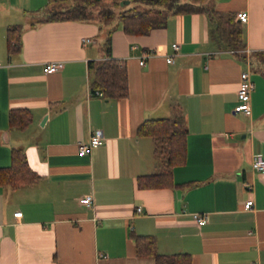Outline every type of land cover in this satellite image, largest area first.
Here are the masks:
<instances>
[{
  "label": "crops",
  "instance_id": "0c3cea01",
  "mask_svg": "<svg viewBox=\"0 0 264 264\" xmlns=\"http://www.w3.org/2000/svg\"><path fill=\"white\" fill-rule=\"evenodd\" d=\"M195 2L234 14L239 41L205 11L159 6L164 24L140 35L98 13L47 20L57 7L49 0H0V166L21 147L39 175L0 185V264H157L136 253L133 233L155 236L160 253L190 254L191 264H264V174L252 165L254 154L264 156V0ZM243 10L247 22L238 17ZM16 23L21 48L9 52L7 27ZM110 29L111 55L128 69L126 97L91 90L89 65L108 57ZM48 60L64 66L47 73ZM244 69L254 81L251 114L234 111ZM174 106L188 128L186 161L174 166L173 185L139 187L140 175L161 170L162 156L138 126L172 116ZM13 108L30 109L26 127L10 124ZM97 128L103 143L80 154L78 144ZM86 194L90 205L80 201ZM194 212L207 222L199 225Z\"/></svg>",
  "mask_w": 264,
  "mask_h": 264
},
{
  "label": "trees",
  "instance_id": "16d2710c",
  "mask_svg": "<svg viewBox=\"0 0 264 264\" xmlns=\"http://www.w3.org/2000/svg\"><path fill=\"white\" fill-rule=\"evenodd\" d=\"M51 3H62L68 0H49ZM103 0H74L67 7H54L48 11L47 20L84 19L98 13L104 23L118 20L123 30L129 34H147L152 28L165 22L166 12L160 10L163 6L172 13H192L205 11L218 21L227 22L230 38L239 41L241 29L234 22V14L221 13L209 9L195 0H130L145 3L147 8L136 6L119 8L120 0H114V6H103ZM128 3V4H130ZM97 7V8H96ZM159 7V8H158ZM22 24H10L7 27V49L15 52L21 48ZM234 37V38H233ZM112 29L108 30L104 47L108 57L98 62H90L91 90L101 91L108 98H120L129 95V75L124 60L111 55ZM232 41V42H233ZM236 43V42H234ZM239 44V43H237ZM242 46L241 44L239 45ZM172 116L161 118H146L138 126L139 136H150L155 140V150L162 156L161 170L156 173L142 174L138 177V185L142 188L165 187L174 184L173 168L183 164L187 155L188 128L183 111L174 106ZM32 114L28 108H13L9 113V121L13 126L26 127ZM39 175L28 163L26 152L21 147H13L11 163L0 166V185L17 187L34 182ZM190 183V182H189ZM138 255H153L157 264H191V256L186 252L163 254L157 250L156 238L153 235L133 233Z\"/></svg>",
  "mask_w": 264,
  "mask_h": 264
},
{
  "label": "built area",
  "instance_id": "2783aa9c",
  "mask_svg": "<svg viewBox=\"0 0 264 264\" xmlns=\"http://www.w3.org/2000/svg\"><path fill=\"white\" fill-rule=\"evenodd\" d=\"M238 17L241 21L247 22L249 19V13L247 10H243L239 12ZM91 41V38L84 37L83 43L86 44ZM173 48L175 53L179 50V43L174 42ZM234 51V50H232ZM246 51H251L247 48ZM154 52L152 50H148L145 52L141 58H140V64H145L146 60L153 54ZM174 55L167 56V61L171 62L173 61ZM64 66L63 60H48L45 62V71L47 73H51L57 70H60ZM254 89V81L252 80L250 69H244L240 73V82L237 89V96H238V102L234 107L235 112H243L245 114H251L252 112V106H251V97H252V91ZM98 94H101V91H97ZM104 141V134L101 129H94L87 142H80L78 145V150L80 154H88L94 147L102 144ZM252 165L253 167L262 172L264 174V156L261 154H254L252 158ZM80 201L84 204H92L94 201L92 194H86L80 198ZM253 198H249L245 201V207L251 208L253 206ZM141 208H139L140 210ZM15 216H21L22 211L18 210L14 212ZM194 220L199 224L202 225L207 222L208 215L204 212H194L193 213ZM103 256H106V254H103ZM251 264H260L258 261H253Z\"/></svg>",
  "mask_w": 264,
  "mask_h": 264
},
{
  "label": "rangeland",
  "instance_id": "374dc122",
  "mask_svg": "<svg viewBox=\"0 0 264 264\" xmlns=\"http://www.w3.org/2000/svg\"><path fill=\"white\" fill-rule=\"evenodd\" d=\"M109 0H104L102 1V5L103 6H107V7H113L115 10L119 9V8H128V7H131V6H136V7H139L141 9H145L148 7L147 4L145 3H141V2H137V1H132L130 4H124V5H120L119 8H116V6L112 5V3H107ZM111 1V0H110ZM122 0H120V3H121ZM74 3V0H68L66 2H62V3H54L55 5L58 6H61V7H67L71 4ZM97 8V7H96Z\"/></svg>",
  "mask_w": 264,
  "mask_h": 264
},
{
  "label": "water",
  "instance_id": "95a60500",
  "mask_svg": "<svg viewBox=\"0 0 264 264\" xmlns=\"http://www.w3.org/2000/svg\"><path fill=\"white\" fill-rule=\"evenodd\" d=\"M130 0H122L121 4H123L124 2L128 3Z\"/></svg>",
  "mask_w": 264,
  "mask_h": 264
}]
</instances>
